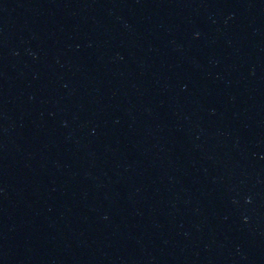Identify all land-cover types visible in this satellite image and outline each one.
<instances>
[{
  "label": "water",
  "instance_id": "obj_1",
  "mask_svg": "<svg viewBox=\"0 0 264 264\" xmlns=\"http://www.w3.org/2000/svg\"><path fill=\"white\" fill-rule=\"evenodd\" d=\"M0 264H264V0H0Z\"/></svg>",
  "mask_w": 264,
  "mask_h": 264
}]
</instances>
